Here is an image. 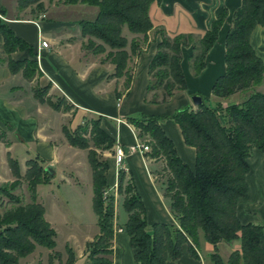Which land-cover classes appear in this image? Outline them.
I'll list each match as a JSON object with an SVG mask.
<instances>
[{
  "label": "trees",
  "instance_id": "1",
  "mask_svg": "<svg viewBox=\"0 0 264 264\" xmlns=\"http://www.w3.org/2000/svg\"><path fill=\"white\" fill-rule=\"evenodd\" d=\"M159 0H64V4L95 5L92 20L76 21L81 37L86 36L81 48L92 53L104 52L105 61L112 64L106 78L125 76L123 89L128 88L133 70L127 69L131 55L141 50L146 42V32L152 23L148 7ZM39 0H17L24 8ZM225 11H220L209 29L197 38L192 34L166 35L158 30L160 40L147 65L148 81L145 100L165 103L175 91L184 89L185 82L179 66L180 48L191 46L189 67L196 75L204 65V56L214 43ZM264 26V0H241L232 15L231 25L224 39V70L211 85V103H203L175 110L171 119L177 124L185 145L194 149L193 165L184 163L176 154L171 140L165 135L159 121L162 116H148L126 120L135 129L137 141L149 145L150 151L142 153L145 159L159 162L160 168L151 171L155 182L162 183V195L174 224L145 221L143 204L134 189L129 173L122 169L116 174V194L122 195L120 203L125 217L121 230L125 231L132 250L134 264H165L181 255V245H187L190 257L197 259L199 232L204 241L212 245L208 253L210 264H264V227L261 224L241 223L235 206L246 196L245 174L249 169L248 157L255 149L264 156V91L256 86L264 80V64L254 53L248 37L256 26ZM125 27L130 34L138 35L129 41L122 34ZM2 49L10 72L22 68V75L35 78L39 70L33 59L12 60L14 50L26 49L32 58L31 47L0 20ZM32 80V79H31ZM48 86L33 89V95L55 110H66L63 99L45 96ZM126 92V91H125ZM243 93L239 100L232 94ZM119 95V92L116 93ZM229 98V99H228ZM62 106V107H61ZM67 143L86 150L90 169L91 207L96 217L97 233L85 244L88 247L81 264H112V239L115 217L113 195L103 194L107 189L106 174L109 161L102 156L110 151L112 137L99 126V116L86 118L71 130L62 127ZM98 151V152H97ZM37 157L25 161V170L19 173L15 159L7 158L13 180L0 183V200L6 197L9 205L0 211V264H17L29 255L36 245L50 250L54 247L55 231L44 217V208L36 201V186L49 182L52 173L41 165ZM113 163V159H112ZM264 170V159L262 162ZM26 182L30 202L20 204L21 197L13 189ZM160 180V181H159ZM238 240L239 249L231 251L223 260L216 244ZM59 259L55 251L49 253ZM70 249L63 264H74ZM49 261V264H50Z\"/></svg>",
  "mask_w": 264,
  "mask_h": 264
},
{
  "label": "crops",
  "instance_id": "2",
  "mask_svg": "<svg viewBox=\"0 0 264 264\" xmlns=\"http://www.w3.org/2000/svg\"><path fill=\"white\" fill-rule=\"evenodd\" d=\"M240 3L241 0H159L157 3H151L148 16L152 27L146 32L147 39L141 45V50L131 55L127 62V69H132L133 74L126 90L123 89L124 75L106 78L112 70V64L103 60L104 52L92 54L81 48L87 37H81L76 21L92 20L96 11L76 4L67 7L73 11L64 9L69 12L64 14L67 19L48 9L44 10L40 17L22 18L17 16L15 11L24 10L35 3L19 8L17 0H0V20L15 37L30 46L34 54L31 58L26 49H19L11 52L9 58L33 59L39 70V75L30 79L22 75V68H18L14 73L10 72L6 61H3L6 54L2 49L3 40L0 35V183L14 179L7 165L8 157L15 159L17 163L20 162V174L25 170V161L34 157L42 160V166L51 167L52 172L56 170L55 166L60 160L69 159L67 163L72 162V158L61 156V143L64 141L63 148L71 152L81 149L67 143L61 128L71 130L76 124L82 123L84 117L99 116V126L113 139L111 150L103 152L109 161L106 174L108 189L110 190L116 182L112 154L113 147L117 144L124 151L121 169L132 178L134 189L144 207L146 223L174 224L168 212L167 200L162 195V184L153 181L150 173L157 169L159 162L145 159L141 153L130 149L137 139L135 129L126 118L164 117L159 124L171 140L176 154L184 163L193 165L194 149L184 144L171 114L185 106L195 107L190 101L191 95H200L212 102L211 85L224 70L225 34ZM75 7H80V11H76ZM220 11H225L226 15L214 43L204 56L201 70L196 75L192 73L188 59L192 47L182 46L179 66L185 82L184 89L175 91L165 103L147 102V65L155 52L156 43L160 40L158 30L168 36L192 34L197 38L209 29ZM75 12L80 15L77 19L69 20L68 16L77 14ZM122 34L127 40L125 49L129 52V41L138 35L130 34L125 27L122 28ZM41 40L46 41V47L40 46ZM248 41L264 64V26L256 25L251 30ZM36 86H48L45 96L51 100L59 97L69 108L55 110L46 102L39 101L33 95ZM263 159L264 156L260 152L251 150L247 159L249 169L244 178L246 196L237 200L235 212L241 223L252 222L264 227ZM61 173L64 174V171L61 170ZM115 227H120V231L113 233L112 264H134L132 250L125 231L121 230V223H117ZM197 243V259L189 256L185 243L181 245L179 258L166 261L165 264H210L207 256L212 251V245L204 241L201 233ZM216 247L219 256L225 260L231 251L239 249V243L238 240L230 244L219 242Z\"/></svg>",
  "mask_w": 264,
  "mask_h": 264
},
{
  "label": "rangeland",
  "instance_id": "3",
  "mask_svg": "<svg viewBox=\"0 0 264 264\" xmlns=\"http://www.w3.org/2000/svg\"><path fill=\"white\" fill-rule=\"evenodd\" d=\"M63 1L64 0H40L24 10L15 11V13L22 18H33L34 16L40 17L43 15L42 13L44 10L48 9V11H53L55 14L59 13V15L66 18L64 14L69 12L64 11V9L73 11V9L67 7L81 4H64ZM81 5L89 7L91 11H97L95 5ZM75 9L76 11H80V7H75ZM79 15L80 13H72L68 16V19H77ZM256 89L264 91V80L256 86ZM243 96V93L232 94L230 98L239 100ZM206 101L211 103L208 99H206ZM58 137L61 138L62 136ZM60 138H58L59 142L61 141ZM63 143L64 141L61 143L60 154L64 158H72V162L70 161L68 164L67 161L69 159L67 161L60 160L58 165L55 166L56 170L51 172L53 175L49 182L38 184L35 189L36 201L43 206L44 217L55 231L54 247L50 250L44 246L36 245L34 250L24 258H20L17 264H49V253L52 251H56L60 258L57 259L51 255L50 264H63L67 256V249H70L75 257L74 264H81L86 260L84 255L88 247L85 243L91 240L97 233L96 217L90 201V169L86 160V150L81 149L71 152L63 148ZM102 156L104 155L102 154ZM19 160L20 157L18 158V161ZM18 164H20V162H18ZM159 168L160 165L157 167V170ZM61 170L64 171V174L61 173ZM162 183L163 182H161V184ZM20 184L21 185H18L16 189H13L12 193L21 197L20 204H27L30 202V198L26 182L21 180ZM111 191L113 192L112 188H110L108 193ZM121 200L122 195L116 194L113 202L115 207V217L113 219L114 230L115 225H117V223L120 224L124 219L123 216L125 217L120 207ZM6 205H9V203L6 197L2 196L0 200V211L2 207H6ZM110 258H112V256H110Z\"/></svg>",
  "mask_w": 264,
  "mask_h": 264
},
{
  "label": "built area",
  "instance_id": "4",
  "mask_svg": "<svg viewBox=\"0 0 264 264\" xmlns=\"http://www.w3.org/2000/svg\"><path fill=\"white\" fill-rule=\"evenodd\" d=\"M40 46L46 47L47 46L46 41L41 40ZM130 149L133 151H137L141 154L150 151V147L147 143L139 142L137 140L133 145L130 146ZM123 157H124V151H123L122 147L117 145V144L114 145L112 159H113V164H114L115 169H116V174H117V170L122 168ZM112 190H113L112 195H113V202H114V199L116 196V182H115V184H113ZM108 191H109V189H107L103 194L108 193ZM115 231H120V227H115Z\"/></svg>",
  "mask_w": 264,
  "mask_h": 264
},
{
  "label": "water",
  "instance_id": "5",
  "mask_svg": "<svg viewBox=\"0 0 264 264\" xmlns=\"http://www.w3.org/2000/svg\"><path fill=\"white\" fill-rule=\"evenodd\" d=\"M190 101H191L193 106H198V105L203 103L202 97L200 95H191L190 96ZM45 169L49 170L50 173L52 172L51 171V167H45Z\"/></svg>",
  "mask_w": 264,
  "mask_h": 264
}]
</instances>
